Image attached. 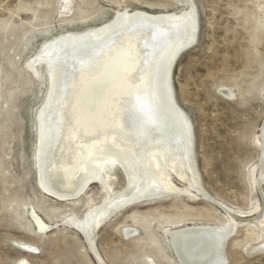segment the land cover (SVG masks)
Segmentation results:
<instances>
[{"label": "rangeland", "instance_id": "1", "mask_svg": "<svg viewBox=\"0 0 264 264\" xmlns=\"http://www.w3.org/2000/svg\"><path fill=\"white\" fill-rule=\"evenodd\" d=\"M192 2L197 39L175 60L172 84L192 123L199 184L219 203L246 212L239 217L230 211L236 220L257 222L264 205L257 142L264 127V0ZM185 8L168 0H70L68 9L60 0H0V264H99L83 234L63 220L98 204L103 187L90 183L78 198L59 201L38 185L35 113L48 80L43 61L30 66L39 47L60 34L102 26L117 10ZM113 170L109 180L116 192L126 178L120 166ZM206 200L176 194L132 205L97 230V251L106 264H149V258L179 264L169 229L227 220L221 205ZM34 212L52 228L40 231ZM252 225L236 226L221 264H264L263 232ZM123 227L137 232L125 236Z\"/></svg>", "mask_w": 264, "mask_h": 264}, {"label": "bare ground", "instance_id": "2", "mask_svg": "<svg viewBox=\"0 0 264 264\" xmlns=\"http://www.w3.org/2000/svg\"><path fill=\"white\" fill-rule=\"evenodd\" d=\"M60 1L68 9L70 0ZM168 1L186 8L155 14L117 10L102 26L45 41L30 62L33 69L43 61L48 79L35 113L38 185L59 201L78 198L90 183L103 187L98 204L80 218L73 214L63 220L83 234L99 264H106L95 246L99 228L132 205L176 194L203 196L227 211L221 226L168 230L179 264L224 262L226 239L236 226L248 223L263 232L259 244L264 248V205L259 221L236 220L233 213L242 217L246 212L219 203L199 184L192 123L177 104L172 84L174 61L196 42L198 18L192 0ZM263 131L257 142L264 168ZM115 166L126 178L116 192L109 180ZM258 166L262 180L263 168ZM173 180L184 183L178 186ZM32 215L40 231L52 228ZM136 232L133 227L122 229L125 236Z\"/></svg>", "mask_w": 264, "mask_h": 264}, {"label": "water", "instance_id": "3", "mask_svg": "<svg viewBox=\"0 0 264 264\" xmlns=\"http://www.w3.org/2000/svg\"><path fill=\"white\" fill-rule=\"evenodd\" d=\"M174 63H175V61H174ZM174 63H173V65H174ZM173 67V66H172ZM260 249H263L264 250V248L262 247H260ZM222 262H219V263H217V264H221Z\"/></svg>", "mask_w": 264, "mask_h": 264}]
</instances>
